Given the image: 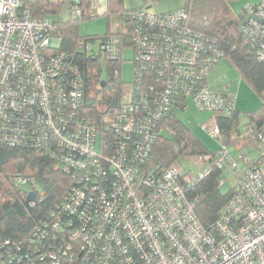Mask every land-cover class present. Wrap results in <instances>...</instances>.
Returning a JSON list of instances; mask_svg holds the SVG:
<instances>
[{
    "label": "built area",
    "instance_id": "obj_1",
    "mask_svg": "<svg viewBox=\"0 0 264 264\" xmlns=\"http://www.w3.org/2000/svg\"><path fill=\"white\" fill-rule=\"evenodd\" d=\"M82 2L67 0L68 18L82 16ZM245 13L255 16L244 31L264 60V23L256 19H264V0L246 3ZM130 20L134 78L126 82L115 69L123 79L122 104L94 117L87 73L75 54L59 50L58 23L33 17L24 0H0V144L38 149L71 175L67 191L29 235H0V264H264V173L221 143L216 119L204 128L219 148L183 157L205 170L191 171L183 159L163 170L148 166L159 124L178 97L193 98L200 111L236 110L235 96L208 84L224 58L218 41L194 29L182 7L162 13L137 7ZM78 49L89 55L93 44L80 38ZM123 50L114 33L99 43L112 59ZM246 134L264 152V128ZM214 168L240 177L207 228L190 194Z\"/></svg>",
    "mask_w": 264,
    "mask_h": 264
},
{
    "label": "trees",
    "instance_id": "obj_2",
    "mask_svg": "<svg viewBox=\"0 0 264 264\" xmlns=\"http://www.w3.org/2000/svg\"><path fill=\"white\" fill-rule=\"evenodd\" d=\"M162 1V0H154ZM240 0H185L182 7L189 13L190 25L218 41L220 49L252 89L264 98V60L257 56L256 47L248 40L241 30L240 23L246 16L245 2L243 12H237L234 3ZM67 0H24V5L31 8L32 16L50 18L58 23L57 35L61 38L59 50L72 52L77 61L87 73L89 91L94 94L92 104L88 103L90 111L95 116L99 113L117 109L122 104V78L113 75L115 69H122V60L112 59L102 51L99 54L88 55L78 49V41L84 38L95 40L94 36H83L80 33V23L85 19L98 15L93 0H83L82 16L62 18V9ZM137 8V7H135ZM131 7L125 0H107L106 13L118 14L119 31L114 33L120 40L121 48L133 46V25L130 20ZM104 36L102 40L106 39ZM134 61V57H132ZM104 62L109 76L103 79L101 64ZM134 66H135V62ZM152 82L155 73L146 74ZM105 80V86L102 81ZM123 80V79H122ZM125 81V80H124ZM118 87V90L115 89ZM150 89L149 83L144 84ZM99 104V105H98ZM188 97H178L173 102L168 114L159 124V135L148 159L149 168L167 169L186 155H206L214 153L202 139L193 132L179 116L178 110H185ZM216 123L222 130V136L228 148L238 141L242 135L250 142H259L246 134L248 128L259 131L264 128V100L254 112L248 113L249 124L245 131L240 130L239 113L234 110L231 114L214 113ZM167 132L168 135L164 134ZM220 146V145H219ZM219 148V147H218ZM55 159L35 148L12 147L0 144V235L4 238L23 239L39 224L55 207L62 195L71 185V175L55 163ZM262 168L264 156L252 160ZM223 168H214L211 173L195 185L191 198L196 200V210L202 224L210 228L218 219L220 211L229 201L234 188L224 192L220 181L223 179ZM22 175L35 179L34 183H20L15 177ZM25 185L28 188H25ZM38 187L42 188L39 192ZM30 191L36 192V200L31 201V207L26 203Z\"/></svg>",
    "mask_w": 264,
    "mask_h": 264
},
{
    "label": "rangeland",
    "instance_id": "obj_3",
    "mask_svg": "<svg viewBox=\"0 0 264 264\" xmlns=\"http://www.w3.org/2000/svg\"><path fill=\"white\" fill-rule=\"evenodd\" d=\"M184 1L185 0H162V1L125 0V4L127 7H131V8L148 7L154 12L162 13L174 9L175 7L182 6L184 4ZM93 2L95 3L96 6L95 11H97L98 15L90 19H85L80 23V33L83 36H94L96 38L91 42L93 44V51H90L89 55L92 54L96 55L100 53L99 43L101 42L104 36L106 35L109 36L110 34L117 33L119 31L118 25L119 22L121 21L120 16L118 14L106 13L107 0H93ZM245 2L246 0L236 1L234 5L236 9L239 10L240 6ZM61 17L64 19L69 17V10L67 8V3L65 4V7L62 9ZM133 56H134L133 47L125 46L122 53V58H123L122 77L123 79H125L126 82H130L134 78V63L132 60ZM222 64H225L227 67L229 66L230 70H233L231 69L232 67L226 58H223L221 64L218 63L215 67L218 68V65L221 66ZM101 68H102L101 71L102 78L107 79L109 76V72L103 61L101 64ZM224 71L227 72L228 70L225 69ZM208 80H211L210 76H208ZM188 104L189 105L185 110L182 109L178 110L177 116H179L180 119H182V121H184L187 125H189L194 133L199 135L201 138H204V140L207 141L209 147L213 151H216L220 145L219 140L211 137L208 131L204 128V125L206 124H208L210 128L214 126L215 123L214 113L211 111L198 110L195 107L192 99H189ZM246 118H247V113L245 112L241 113V117H240L241 129L244 127ZM164 134L168 135L167 132H164ZM238 156L239 155L237 154L236 157ZM248 157L251 156L249 155ZM181 163L187 169L191 171L194 170L195 172H198L199 170H205L207 168V165L203 166V164H195L194 161L190 160L189 158H183ZM222 178L225 179V183L221 186V189L222 191L226 192L231 188L233 182H235V179L237 177L235 174H231L229 171L224 170ZM25 188H28V186L25 185ZM37 189L39 190V192H42V188L38 187Z\"/></svg>",
    "mask_w": 264,
    "mask_h": 264
},
{
    "label": "crops",
    "instance_id": "obj_4",
    "mask_svg": "<svg viewBox=\"0 0 264 264\" xmlns=\"http://www.w3.org/2000/svg\"><path fill=\"white\" fill-rule=\"evenodd\" d=\"M246 1H248V2H259L260 0H246ZM244 4H242L240 6L239 10L236 9V7L234 5L235 10L237 12H243ZM94 6H95V3H94ZM95 8H96V6H95ZM175 8H178V7H175ZM221 61L219 62V64H221ZM229 64L231 65V67H232L231 69H233V70H230L229 66L227 67L225 64H222L221 66L218 65V68L215 67L209 75L211 80H208V84L214 90H222V91L225 90L229 94L236 97V111H238V113H239V121H240L241 113H243V112L247 113V118H246L244 127L242 129L240 127L241 131H245L246 126L249 124L248 113L256 111L261 106V104L263 103L264 98L261 97L258 93H256L252 89V87L241 76L240 72H238V70L234 67V65L230 61H229ZM225 69L228 71L227 72L224 71ZM217 71H219V72H217ZM189 99L193 100V98H188V102H189ZM193 103L195 105L194 100H193ZM188 105H187V107H188ZM195 107H196V105H195ZM239 126H241V125H239ZM201 139L206 145H208L207 141H205L204 138H201ZM229 149L232 151V153L235 156L237 154L238 155L239 154H245L246 156L250 155L251 156L250 159L254 160V161L258 160L264 156V152L262 151V148L260 146H258L255 142L250 143L245 138L244 135L240 136L238 138V141L235 144L231 145L229 147ZM241 166L243 168H245V164L243 162H241ZM261 166H262V171L264 173V162H262ZM236 177L239 178L240 177L239 174L238 175L236 174Z\"/></svg>",
    "mask_w": 264,
    "mask_h": 264
},
{
    "label": "water",
    "instance_id": "obj_5",
    "mask_svg": "<svg viewBox=\"0 0 264 264\" xmlns=\"http://www.w3.org/2000/svg\"><path fill=\"white\" fill-rule=\"evenodd\" d=\"M251 17H254L255 18V16L254 15H246L245 17H244V19L242 20V22L240 23V28H241V30L245 33V31H244V26H245V24L248 22V20L251 18ZM260 23H264V19H260V18H256ZM102 86H105V80H103L102 81ZM36 200V192L35 191H30L29 192V194H28V199H27V201H26V203H27V205L29 206V207H31V204H30V202L31 201H35Z\"/></svg>",
    "mask_w": 264,
    "mask_h": 264
}]
</instances>
